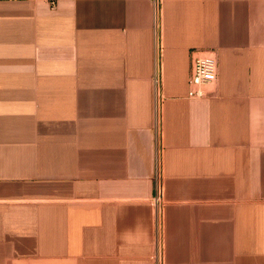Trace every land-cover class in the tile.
Listing matches in <instances>:
<instances>
[{"label":"crops","instance_id":"obj_1","mask_svg":"<svg viewBox=\"0 0 264 264\" xmlns=\"http://www.w3.org/2000/svg\"><path fill=\"white\" fill-rule=\"evenodd\" d=\"M0 264H264V0H0Z\"/></svg>","mask_w":264,"mask_h":264},{"label":"built area","instance_id":"obj_2","mask_svg":"<svg viewBox=\"0 0 264 264\" xmlns=\"http://www.w3.org/2000/svg\"><path fill=\"white\" fill-rule=\"evenodd\" d=\"M217 61L212 53L198 52L192 58L191 76L189 80L190 88L188 97L200 99L205 96V88L215 83L217 79ZM161 201V190L157 187V195L154 202Z\"/></svg>","mask_w":264,"mask_h":264}]
</instances>
